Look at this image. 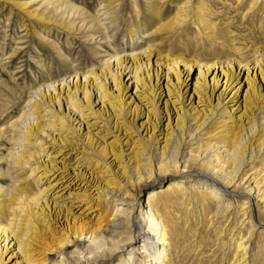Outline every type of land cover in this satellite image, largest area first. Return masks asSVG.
Masks as SVG:
<instances>
[{"label":"rangeland","instance_id":"374dc122","mask_svg":"<svg viewBox=\"0 0 264 264\" xmlns=\"http://www.w3.org/2000/svg\"><path fill=\"white\" fill-rule=\"evenodd\" d=\"M239 1L200 0L201 6H198V0H112L111 4L108 0H54L53 3L45 0H0V127L8 126L25 112L29 120H22L15 137L32 122L31 132L37 130L47 136L42 141L46 157L30 166L39 165L35 171L37 175L42 173L38 182L33 181L35 175L26 177L23 166L16 168L14 158L8 154L16 150L19 154L21 147H11L6 143L0 146L1 189L8 192L16 180L27 185L31 192L47 186L41 193V204L32 210L38 221H34L28 233L20 235L21 246L10 240L7 248L1 247L4 241L0 238V264H59L54 256L56 251L44 244L50 233V237L55 238L79 224L86 231L106 225L110 212L103 205L105 198L101 186L110 180L109 186L122 188L125 172L134 164L133 158H137L139 152L150 144L153 146L154 141L158 148L165 135L172 136L167 122L172 106L180 104L177 101L179 92L183 93L185 108L191 107L187 120L192 124L195 123L192 116L207 112L217 99L220 100L215 109L219 116L211 120L209 127L196 132L201 133L200 142L229 141L248 124L255 109L253 98L264 104L262 50L256 53L260 65L255 66L254 73L250 64L248 77L241 69L236 78H228L219 73L220 65L217 64L215 74L213 70L200 71L195 65L188 72L179 65L165 71V64L160 65L157 79L151 74L155 73L154 63H162L158 57L162 59L166 53L196 56L201 60L210 57L211 60L220 47L228 57L238 58L239 48L248 56L255 48L264 46V0H257L254 8L249 0ZM65 2L74 4V9L64 6ZM151 4L157 8L154 15L149 8ZM181 4L183 8H180ZM181 9L189 15L181 26L152 34L157 23L173 17L176 10ZM200 12L206 14L204 23L195 19ZM214 23L227 31L224 39L212 38L206 33L204 26ZM150 43L155 45L151 47L155 54L149 56L150 74H140L136 82L128 74L130 72L124 70L118 78V88L110 81L106 82L102 86L104 97L98 100L91 95V106L83 108L81 120L74 119L75 116L69 122L67 119L64 128L60 127L63 108L41 116L44 113L42 106L49 110L51 107L40 97L50 82L56 90L49 86L46 93L53 95V92L61 91L64 96L66 82L69 81L71 89L74 88V73L79 76L78 85L83 82V73L89 74L87 78L92 81L96 68L106 71L105 60L110 54L147 51ZM148 84H154V98ZM33 101L40 104L37 106V110H42L40 114L33 110ZM52 113L58 115L49 116ZM47 121L52 123L50 130H54L56 140L42 128ZM29 140L34 142L33 137ZM39 145L28 147L36 150ZM255 164L259 165V162ZM252 165L245 164L244 169H250ZM248 171L250 176L259 174L256 183L262 180L264 169L258 167ZM242 186L245 193L248 185ZM153 189L159 191L162 187L157 181H152L137 197L143 199ZM260 191H264L262 185ZM257 203L263 214L258 220L253 213L254 226L250 229L253 232L251 239L261 246V250L257 252V246H253L250 254H253L256 264H264V193ZM45 226L46 231L41 229ZM69 246L64 249L68 250ZM130 246L127 244L126 250ZM206 252L202 254L207 256L200 264H214Z\"/></svg>","mask_w":264,"mask_h":264},{"label":"bare ground","instance_id":"6f19581e","mask_svg":"<svg viewBox=\"0 0 264 264\" xmlns=\"http://www.w3.org/2000/svg\"><path fill=\"white\" fill-rule=\"evenodd\" d=\"M45 1L53 3L54 0ZM249 1L254 8L257 0ZM108 2L111 4L112 0ZM237 2L240 3L239 0ZM109 4L107 3L106 6ZM197 4L201 6L200 0ZM63 5L74 9V4L65 2ZM149 8L154 15L157 9L155 4H151ZM180 8H183L182 4ZM187 15L186 10H176L173 17L157 23L152 34L181 26ZM205 15L200 12L195 19L204 23ZM204 29L212 38L222 39L225 36L226 30L215 23L206 24ZM133 34L132 32L131 36ZM152 46L155 45L151 44L147 51L144 49L134 54L120 55L118 52L110 54L105 60L106 71L102 72L103 68L100 70L96 68L93 71L92 81L87 78L89 74L83 73V82L78 85L79 76L74 73L76 76L74 88L71 89L70 82H66L64 86L67 90L64 96L61 91L53 92V95L47 94L49 86L56 90L54 85H51L53 82H50L51 84L46 86L47 90L43 91L40 97L42 102L47 101L51 107L47 105L50 107L49 110L42 106L44 113L41 116L50 114L51 110L63 108L60 127H66L74 116V119L81 120L80 113L83 108L91 106V95L98 100L104 97L102 86L106 82L110 81V84L118 88V78L124 70H128L130 72L128 74L132 75L136 82L140 74H150L149 56L155 54L151 49ZM263 47L255 48L248 56L246 53L242 54V48H239L238 58L228 57L220 47V51L211 60L210 57L201 60L196 56L187 57L184 54L172 56L166 53L162 55V59L158 57L162 63L155 62L153 65L155 73L151 74L157 79L158 70L163 64L165 71L179 65L188 72L195 65L200 71L213 70L215 74L217 64L220 65L219 73L228 78H236L241 69L248 77L250 69L255 73V66L260 65L257 54L262 50L261 54L264 55ZM145 52L146 56L143 57ZM139 58H142L141 62ZM250 64L253 65L251 68ZM148 85L151 97L154 98V84ZM62 86L63 83L60 89ZM47 98L49 100H46ZM177 101L180 104L172 106L173 111L169 113L167 122L170 123L169 133L172 136L165 135L161 145H158L159 149L154 146L157 145L154 141L153 146L150 144L139 152L137 158H133L134 164L127 172L123 171L126 173V179L122 188L109 186L110 180L101 186L105 198L103 205L110 212V219L106 225L86 231L83 225L79 224L61 232L58 237L52 238L50 237L52 233L49 234L48 241L44 244L46 247H53L56 251L54 256L58 258L59 264H200L202 258L207 256H202L206 251L214 264H256L250 250L253 246H257L259 252L261 246L256 245L251 239L253 232L250 228L254 226L253 213L258 220L261 219V213L263 214L257 201L262 199L264 193L260 191V186L264 187V175L260 177L262 180L256 183L259 174L250 176L248 170H256L258 167L260 170L264 169V104L261 100L253 98V108H255L252 112L253 116L246 126L238 130L235 138L229 141L200 142L201 133L196 134V132L209 127L211 120L219 116L216 115L215 109L220 104V100L217 99L207 112L198 114L199 117L192 116L194 124L187 120L191 107L185 108L182 92L177 95ZM33 103V110L40 114L42 110H37L40 104L34 101ZM54 115L58 114L52 113L49 116ZM25 116L24 112L8 126L0 127V146L6 143L11 147H14L13 145L21 147L19 154H17L18 150L17 153L9 151L8 154L14 158L16 168L23 166L27 173L26 177L35 175L33 181L38 182L42 173L37 175L35 171L39 165L30 166L34 161L46 157V147L43 146L42 141L46 140L47 136L37 130L31 132L32 122L26 130L21 129L15 137V131L22 120H29ZM51 125L52 123L47 121L42 128L50 133L53 140H56L53 136L54 130H50ZM31 137L34 142L29 140ZM37 144L41 145L36 150L28 147ZM256 161L259 165L255 164ZM250 163L254 165L250 169H244L245 164ZM16 181L17 183L8 192L0 186V238L4 241L1 247L5 248L10 240L14 245L21 246L20 235L28 233L34 226V221L37 223L38 218L34 216L35 211L32 210L41 204V193L47 188L44 186L40 190L37 188L35 192H31L27 185L20 184V180ZM152 181H157L162 189L159 191L153 189L143 199H139L137 197L139 193ZM244 184L248 185L245 193L242 191ZM253 192L254 196H252ZM118 206L121 209L117 208ZM41 229L48 230L46 226ZM127 244L131 246L126 250ZM66 245H70L68 250L64 249Z\"/></svg>","mask_w":264,"mask_h":264}]
</instances>
